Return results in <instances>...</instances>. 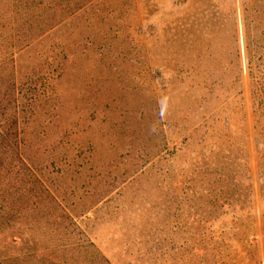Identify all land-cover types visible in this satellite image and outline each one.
I'll return each mask as SVG.
<instances>
[{"label": "rangeland", "instance_id": "1", "mask_svg": "<svg viewBox=\"0 0 264 264\" xmlns=\"http://www.w3.org/2000/svg\"><path fill=\"white\" fill-rule=\"evenodd\" d=\"M245 19L264 54V0H0V264H264Z\"/></svg>", "mask_w": 264, "mask_h": 264}, {"label": "trees", "instance_id": "2", "mask_svg": "<svg viewBox=\"0 0 264 264\" xmlns=\"http://www.w3.org/2000/svg\"><path fill=\"white\" fill-rule=\"evenodd\" d=\"M245 28V58L249 81L255 88L257 87L255 89V94H257L258 98L261 100V108L263 109L264 91L260 89V83L263 81L264 76V54L259 53L261 48L258 46L257 41L251 39L249 27L246 24V19ZM89 247H93V245H89ZM99 257L101 259L99 260V264H109L107 260L103 259V257L100 255Z\"/></svg>", "mask_w": 264, "mask_h": 264}]
</instances>
